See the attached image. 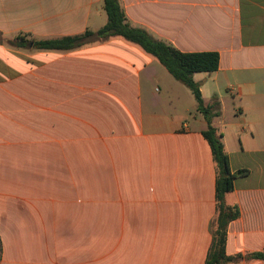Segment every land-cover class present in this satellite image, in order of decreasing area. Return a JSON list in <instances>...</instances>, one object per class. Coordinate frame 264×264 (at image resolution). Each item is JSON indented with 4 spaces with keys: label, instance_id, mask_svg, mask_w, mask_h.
Here are the masks:
<instances>
[{
    "label": "crops",
    "instance_id": "0c3cea01",
    "mask_svg": "<svg viewBox=\"0 0 264 264\" xmlns=\"http://www.w3.org/2000/svg\"><path fill=\"white\" fill-rule=\"evenodd\" d=\"M120 3L181 52L219 54L217 71L193 78L244 172L225 196L239 212L226 254L264 264L250 257L264 254V0ZM104 13L103 0H0V264L206 263L216 165L183 90L121 37L34 48L96 33Z\"/></svg>",
    "mask_w": 264,
    "mask_h": 264
},
{
    "label": "trees",
    "instance_id": "16d2710c",
    "mask_svg": "<svg viewBox=\"0 0 264 264\" xmlns=\"http://www.w3.org/2000/svg\"><path fill=\"white\" fill-rule=\"evenodd\" d=\"M107 16L106 25L98 32L90 31L81 35L34 41L35 49L44 51H70L81 47L92 38L121 37L128 42L141 47L146 53L158 60L163 68L176 80L182 82L193 94L197 109L203 114L207 123L203 136L208 142L214 163L216 165V202L217 217L213 232L212 245L205 264H230L241 259V256L231 257L226 254L227 227L235 220L239 212L236 207L226 205L225 196L233 190L234 179L243 171L232 173L229 156L222 141V134L212 125L214 109L218 101L214 100L206 106L200 92V85L193 76L197 73H212L218 70L220 56L216 52L186 53L176 49L172 44L155 38L143 28L130 24L120 0H103ZM25 36L14 40L15 46L28 44ZM251 258L264 259L263 253H254Z\"/></svg>",
    "mask_w": 264,
    "mask_h": 264
},
{
    "label": "rangeland",
    "instance_id": "374dc122",
    "mask_svg": "<svg viewBox=\"0 0 264 264\" xmlns=\"http://www.w3.org/2000/svg\"><path fill=\"white\" fill-rule=\"evenodd\" d=\"M103 23H104V26L106 25V23H107V16H106V13H104V21H103ZM103 26V27H104ZM102 27V28H103ZM160 64V63H159ZM161 65V64H160ZM161 68L164 70V72H166V74H168V76L171 78V80L173 81V82H175V84H177V86L179 87V90H183V94L179 91L178 92V95L180 96V100L182 101V102H191V104L193 105V107H192V109H193V111H197V102H196V100H195V98H194V96H193V94H192V92L182 83V82H180V81H178V80H176L174 77H172L166 70H165V68H163L162 66H161ZM204 76V73H200L196 78L197 79H199V78H201V77H203ZM196 81V80H195ZM207 103H209L210 104V102L208 101ZM207 105V104H206ZM231 105H233V104H231ZM232 107V106H231ZM200 115H201V117L203 118V114L202 113H199Z\"/></svg>",
    "mask_w": 264,
    "mask_h": 264
}]
</instances>
